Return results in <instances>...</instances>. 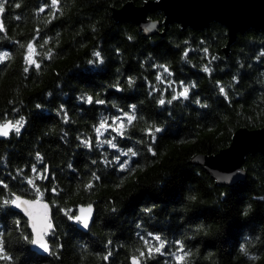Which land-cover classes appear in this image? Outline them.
<instances>
[{
  "label": "trees",
  "instance_id": "trees-1",
  "mask_svg": "<svg viewBox=\"0 0 264 264\" xmlns=\"http://www.w3.org/2000/svg\"><path fill=\"white\" fill-rule=\"evenodd\" d=\"M152 1L7 0L0 125L23 126L0 141V264H264V160L247 157L246 182L230 189L187 165L264 128V34L238 36L225 58L218 25L143 38L111 18ZM184 88L187 99L167 103ZM14 196L50 205L48 257L31 252L26 222L4 204ZM81 205L95 211L85 234L65 214Z\"/></svg>",
  "mask_w": 264,
  "mask_h": 264
},
{
  "label": "water",
  "instance_id": "water-1",
  "mask_svg": "<svg viewBox=\"0 0 264 264\" xmlns=\"http://www.w3.org/2000/svg\"><path fill=\"white\" fill-rule=\"evenodd\" d=\"M111 18L114 23H129L134 26L143 38H153L159 36L162 38L168 31L169 27L177 26L182 30L192 32H203L212 24L222 27L227 34V45L222 52L224 57H228V47H231L238 36L253 31L264 34V0H155L143 4L142 7L136 8L127 3L120 10H112ZM160 13L163 16L162 24L148 20V16ZM155 25V27H151ZM162 33L160 34V30ZM160 34V35H159ZM32 60L28 61V67H32ZM12 125V122L4 125ZM3 125H0L2 127ZM7 136H0L1 140H7L13 133V127L7 129ZM260 156L264 160V128L258 130L240 129L231 138L230 145L227 149L220 151L215 156H195L190 159L187 165L200 168L214 186L220 188H234L246 182V173L242 170L244 160L247 157ZM48 179V168L46 167L45 182ZM18 196H14L16 200ZM28 201L25 205L31 216L27 215L23 208H17L10 204L12 213L23 218L27 225V231L32 237V223L41 225L46 221L52 223V209L50 205L40 199ZM91 207L92 212L88 220V227L85 228L82 222L75 219L71 224L80 233H87L94 221V207L78 206L75 209V215H87L81 213L80 209ZM53 226V223H52ZM51 233L45 237L48 239ZM45 252L37 245L31 244V252L39 258H46L50 254ZM128 264H141L137 259H130Z\"/></svg>",
  "mask_w": 264,
  "mask_h": 264
},
{
  "label": "snow or ice",
  "instance_id": "snow-or-ice-1",
  "mask_svg": "<svg viewBox=\"0 0 264 264\" xmlns=\"http://www.w3.org/2000/svg\"><path fill=\"white\" fill-rule=\"evenodd\" d=\"M52 2H53V4H55L56 0H52ZM6 3H7V0H0V14H2L5 11V4ZM16 7H20V5L17 4ZM151 27L154 28L155 25H152ZM2 30H3V27H2V25H0V31H2ZM94 55L97 57V59L100 58V53L99 52L94 53ZM90 62H92V61H90ZM24 71L27 72L28 68H25ZM165 71H167V69H165ZM203 71L210 72L211 69L208 68V67H205L203 69ZM157 79L160 80L161 77L158 76ZM132 83H133V81L129 80V85H131ZM194 86L195 85H193V87ZM188 91H189L188 88H184L183 91L178 92L177 95L172 96L171 100H168L167 103H171L173 100H176V99H178L180 97H183L184 99H187L188 98ZM220 92H221V94H225L226 95L225 89L223 87L220 88ZM81 99H85V98L81 97ZM86 102L89 103V104L93 103V98L91 96L87 97L86 98ZM97 103L103 104L104 101H97ZM159 103L161 105H163V104L166 103V101L164 99H161L159 101ZM201 106L203 107V105H201ZM37 107H39V106H37ZM134 107L135 106H133V108ZM134 118H135L134 116H129L127 119H128V121L130 123ZM17 124L20 125V126L19 127H15L13 125H7L6 124V125H3L2 127H0V136H7L8 135L7 129L10 128V127H14L15 128V132L17 134H19L20 128L23 126V120L21 119L20 121H17ZM100 127L103 128L104 125L101 124ZM96 131L99 133L100 132V128H97ZM159 131H160L159 128L155 129V132H159ZM107 143L112 148L116 147V145L111 140L107 141ZM85 146L89 147L90 145L85 143ZM129 152H131V149H129ZM132 155H135V153L132 152ZM117 159H119V158H117ZM125 165H126V162H122L121 163V169L122 170L125 167ZM32 171L36 172V167L35 166H33ZM29 183L31 184L32 181H29ZM89 187H91V185H89ZM9 203L14 204L15 207H17V208H23L25 213L27 215L31 216V213L28 212L27 207H25V205L29 204L28 201L20 200L19 197H17L16 200H13V201H8V200L4 201L5 205L9 204ZM0 207H3V205H0ZM69 212H71V210H69ZM69 212L65 213L66 215H68L69 219H75L78 222H82L83 226L85 228L88 227V220H89V218L91 216V212H92L91 207H88L87 209H83V208L80 209V212L82 214L83 213H87V215H69ZM52 230H53V226H52V223L50 221H46L45 223H43V224H41L39 226L37 225V223L33 222L32 223V232H33L34 235L31 238L27 237V240H28L29 243H31L33 245H37L40 248H42L45 252H47V251H49V247H48V244L45 242V237L48 236L51 233ZM156 239L159 240L160 238L156 237ZM161 247H163V245H161ZM156 251L159 252L160 249L158 248V249H156ZM2 252H3V241H0V253H2ZM3 258L7 259L6 256L3 257Z\"/></svg>",
  "mask_w": 264,
  "mask_h": 264
},
{
  "label": "rangeland",
  "instance_id": "rangeland-1",
  "mask_svg": "<svg viewBox=\"0 0 264 264\" xmlns=\"http://www.w3.org/2000/svg\"><path fill=\"white\" fill-rule=\"evenodd\" d=\"M1 62V61H0ZM107 131H109V128H104L103 129V132H102V134L104 133V132H107ZM154 244H155V246H156V248H155V250H153V253L154 254H157V255H159V256H162V251H161V246L158 244V242H157V240L154 242ZM160 249V251L159 252H157L156 251V249ZM164 256V255H163ZM180 262L178 261V264H179Z\"/></svg>",
  "mask_w": 264,
  "mask_h": 264
},
{
  "label": "clouds",
  "instance_id": "clouds-1",
  "mask_svg": "<svg viewBox=\"0 0 264 264\" xmlns=\"http://www.w3.org/2000/svg\"><path fill=\"white\" fill-rule=\"evenodd\" d=\"M227 193H223L222 196L225 197ZM248 210H250V207L246 208L244 214L246 215L248 213Z\"/></svg>",
  "mask_w": 264,
  "mask_h": 264
},
{
  "label": "flooded vegetation",
  "instance_id": "flooded-vegetation-1",
  "mask_svg": "<svg viewBox=\"0 0 264 264\" xmlns=\"http://www.w3.org/2000/svg\"><path fill=\"white\" fill-rule=\"evenodd\" d=\"M242 170H243V168H242ZM244 171V170H243ZM245 172V171H244ZM246 173V172H245ZM246 178H247V173H246ZM172 257V256H171ZM176 264H177V262H175Z\"/></svg>",
  "mask_w": 264,
  "mask_h": 264
}]
</instances>
